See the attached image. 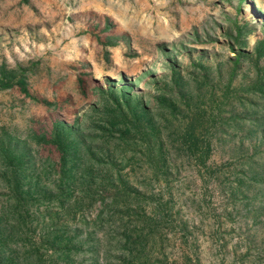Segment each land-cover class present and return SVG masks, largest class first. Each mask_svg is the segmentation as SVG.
I'll list each match as a JSON object with an SVG mask.
<instances>
[{
	"label": "rangeland",
	"instance_id": "1",
	"mask_svg": "<svg viewBox=\"0 0 264 264\" xmlns=\"http://www.w3.org/2000/svg\"><path fill=\"white\" fill-rule=\"evenodd\" d=\"M263 43L264 0H0V139L17 133L51 161L57 153L33 132L85 123L96 86L139 96L174 66L222 69L196 107L164 117L179 133H166L162 170H145L139 147L126 151L119 168L140 193L127 209L105 197L71 213L58 200L30 211L24 241L39 264L54 260L40 243L53 214L79 242L67 264H264ZM238 52L246 57L225 84ZM194 114L189 148L182 133Z\"/></svg>",
	"mask_w": 264,
	"mask_h": 264
},
{
	"label": "trees",
	"instance_id": "2",
	"mask_svg": "<svg viewBox=\"0 0 264 264\" xmlns=\"http://www.w3.org/2000/svg\"><path fill=\"white\" fill-rule=\"evenodd\" d=\"M262 55L264 50L258 51V56ZM242 57L246 54L238 52L234 59L227 61L229 82L225 84L229 85L235 77ZM221 72L218 64L211 67L192 63L186 70L174 66L165 80L155 82L153 93L139 96L126 88L96 86L100 102L85 123L74 120L67 125L56 119L48 131L33 132L37 147L49 146L57 153L58 159L54 161L36 156L28 141L17 133L4 132L0 139V189L7 192L10 202L0 206V264H39L38 250L26 247L24 240L25 230L31 225L30 211L41 205L58 200L60 209L71 213L86 202L92 204L107 197L109 208L120 205L127 209L140 193L119 168L126 151L139 147L145 170L150 169L152 173L162 170L166 165L164 141L171 138L166 133L170 134L169 128L179 133V127L170 125L164 117L167 113L176 116L181 106L189 111L196 107L204 96L202 87L216 88ZM210 99L212 103L217 102ZM195 117V114L190 117L182 133L189 148L197 142ZM183 144L181 141L180 145ZM58 222L53 214L49 224L40 223L43 229L40 243L54 254L49 264L61 261L67 264L71 245L79 244L73 240L77 235L70 237L65 226ZM32 255L34 259L30 258Z\"/></svg>",
	"mask_w": 264,
	"mask_h": 264
}]
</instances>
